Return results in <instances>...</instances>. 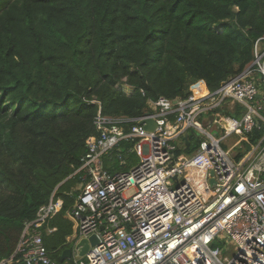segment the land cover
I'll use <instances>...</instances> for the list:
<instances>
[{
	"label": "trees",
	"instance_id": "trees-1",
	"mask_svg": "<svg viewBox=\"0 0 264 264\" xmlns=\"http://www.w3.org/2000/svg\"><path fill=\"white\" fill-rule=\"evenodd\" d=\"M261 35L264 0H0V258L55 191L63 203L44 243L62 263L71 174L98 111L137 117L160 96L184 99L202 83L213 91L251 61ZM187 135L178 152L198 145ZM126 159L105 167L126 171Z\"/></svg>",
	"mask_w": 264,
	"mask_h": 264
},
{
	"label": "built area",
	"instance_id": "built-area-1",
	"mask_svg": "<svg viewBox=\"0 0 264 264\" xmlns=\"http://www.w3.org/2000/svg\"><path fill=\"white\" fill-rule=\"evenodd\" d=\"M194 87L184 99L149 101L137 117L98 111L97 134L71 174L79 179L64 216L74 224L71 257L58 263L44 243L63 203L53 191L0 264H264V35L240 72L213 91ZM191 129L197 147L178 152ZM255 130L262 136L250 143ZM233 134L241 144L231 155L222 141ZM114 156L119 165L134 161L111 172L104 161ZM91 235L97 243L75 259L76 243Z\"/></svg>",
	"mask_w": 264,
	"mask_h": 264
},
{
	"label": "rangeland",
	"instance_id": "rangeland-1",
	"mask_svg": "<svg viewBox=\"0 0 264 264\" xmlns=\"http://www.w3.org/2000/svg\"><path fill=\"white\" fill-rule=\"evenodd\" d=\"M122 88H124V90L126 91V92H128V91H130V89L129 88H127V86H123ZM208 114V113H207ZM209 117V115H207L203 120H202V124H203V126L204 127H206V122H205V119H207ZM188 133H193V130L191 129V130H189L188 131ZM218 136H220V133L218 134ZM241 144V140L239 139V136L238 135H235V134H233V135H230V136H228V137H226V139L224 140V141H222V146H223V148L229 153V154H231L232 155V153H234V152H240V148H239V145ZM197 147V146H196ZM195 148H193L192 150H194ZM130 194H132V191H129L128 193H127V195H130ZM61 212V209H60V211H59V213ZM59 213L57 214V215H59ZM65 214L66 213H64L63 215H62V218L64 219V220H66L68 223H69V227H68V230H67V233L65 234V236H64V239H63V242H62V244H63V246L65 247V248H72V249H74V243H75V238H76V236L73 234V226H74V224L71 222V221H69L68 219H66L64 216H65ZM56 215V216H57ZM55 216V217H56ZM54 217V218H55ZM59 226H63L64 224H63V220H60L58 223H57ZM50 226L51 227H55L56 229H57V227L54 225V226H52L51 225V223H50ZM53 235H54V233H53ZM52 234H51V236H53ZM231 250H232V248H230L226 253H224V255H226V254H231Z\"/></svg>",
	"mask_w": 264,
	"mask_h": 264
},
{
	"label": "water",
	"instance_id": "water-1",
	"mask_svg": "<svg viewBox=\"0 0 264 264\" xmlns=\"http://www.w3.org/2000/svg\"><path fill=\"white\" fill-rule=\"evenodd\" d=\"M212 116H209L207 119H205L206 122V126L207 124L211 121ZM145 125L144 128L148 131H152L155 127V123L153 119H146L144 120ZM141 123V121H140ZM184 140H187V137L184 136L183 138ZM248 148V147H247ZM210 174L212 175L213 172L211 171ZM210 185L215 184V180L213 178H211L209 180ZM97 243V237L95 235H91L88 238H81L75 245V249L77 251V254L75 255V259H80L81 257H83L86 252L88 251L90 246H93ZM71 257V249L70 248H65L64 250H62L61 254H60V261L63 262L65 259L70 258Z\"/></svg>",
	"mask_w": 264,
	"mask_h": 264
},
{
	"label": "crops",
	"instance_id": "crops-1",
	"mask_svg": "<svg viewBox=\"0 0 264 264\" xmlns=\"http://www.w3.org/2000/svg\"><path fill=\"white\" fill-rule=\"evenodd\" d=\"M203 88H204V86H203ZM205 89V88H204ZM235 159L237 160L238 159V156H235Z\"/></svg>",
	"mask_w": 264,
	"mask_h": 264
},
{
	"label": "clouds",
	"instance_id": "clouds-1",
	"mask_svg": "<svg viewBox=\"0 0 264 264\" xmlns=\"http://www.w3.org/2000/svg\"><path fill=\"white\" fill-rule=\"evenodd\" d=\"M128 88V87H127Z\"/></svg>",
	"mask_w": 264,
	"mask_h": 264
}]
</instances>
